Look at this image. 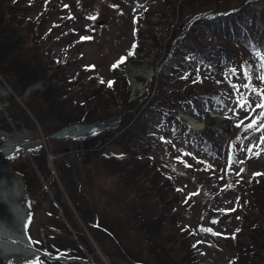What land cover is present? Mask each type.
Returning a JSON list of instances; mask_svg holds the SVG:
<instances>
[{
  "label": "trees",
  "instance_id": "trees-1",
  "mask_svg": "<svg viewBox=\"0 0 264 264\" xmlns=\"http://www.w3.org/2000/svg\"><path fill=\"white\" fill-rule=\"evenodd\" d=\"M163 1V6L153 9L158 2ZM163 1L121 0V6L125 8L130 2L143 4L142 16H135L137 32L139 31L135 45L140 50L154 51V47L145 40V37H149L153 45L159 47L152 65L155 70L170 58H174L175 64L170 72L157 73V84L153 85L155 95L150 103L145 99L129 105L127 97L130 88L126 86L125 79L120 81L119 78L112 91L116 89L117 95L123 96L125 102L122 105L116 102L114 111L109 116L92 117L82 115L75 99H68L63 112L64 103L59 100L61 93L50 97L47 91L36 90L38 84L45 81L36 79L32 74L33 70H47L42 63H47L48 59L42 56L40 48L44 34L41 32L39 35L37 32L46 19L28 23L22 17L20 0H0V71L7 78L9 74H21L17 76V85L10 86V89L0 81V117L11 126L21 128L25 123L32 124L28 117L30 110L45 132L50 133L54 129L62 130L70 127L69 125L94 119L111 121L116 110L132 107L128 110L132 123L125 131L112 129L95 145L86 144L82 152H64L67 160L65 164L62 163L63 160L56 162L57 168L61 170L59 175L66 195L54 175H51L49 181L55 199L65 208L72 229H75L76 234L88 230L93 236L95 244L86 234L78 238L92 254L96 264H103L96 247L110 264H200V258L206 255L205 246L210 244L208 238L212 235L211 232L217 227L222 230L221 223L233 210L223 204L224 197L229 192L237 196L238 202L235 210L236 224H223L225 228L233 227L234 233L232 237L228 235L225 238L232 251L226 264H260L264 257V176L249 179L241 177L230 167L216 165L211 160L196 155H188L186 160L178 157L173 164L160 163L151 155L156 142L152 141L149 125H154V129L161 133L165 147L170 144L179 148L183 146L181 140L185 136L195 137L198 142L197 151L226 160L230 143L241 138L243 125L232 124L224 130L218 126L211 112L204 111L203 106L214 103V109L220 110L218 107H223L234 91L238 95L237 81L243 78L250 83V91L264 100V0L249 3L237 13L212 20L201 19L193 24L195 19L203 15L226 13L243 6L248 0ZM86 6L85 0H71L70 3L72 12L81 21L88 17ZM92 6L89 3L88 9H92ZM153 14H157L159 21L150 18ZM234 23L241 26H235ZM70 24L67 25L71 28H81L80 21L75 20ZM158 31L162 33L161 37H158ZM215 52L220 55H215ZM224 54L233 55L232 59L223 60ZM194 63L198 64V70L193 67ZM35 65L38 66L34 68ZM66 68L55 65L54 71L62 73L67 71ZM184 82L188 85L181 92L178 84ZM166 85L172 87L169 95L163 92ZM175 87L178 89L173 90ZM243 97L246 99L244 95ZM181 103L186 104L185 107L191 104L201 114L206 122V128L202 132H195L186 124L167 117L175 115V112L172 114L166 107H175ZM110 105L109 101L98 100L96 110L104 111ZM56 110L60 113L55 112ZM260 110H264V107ZM169 122L177 123L175 135L169 133L167 128L160 127L167 126ZM3 127L6 124L0 121V130H5ZM171 135L173 139H170ZM2 141L0 138V143ZM117 142L121 150L116 147ZM57 147L65 151L70 145L58 143ZM95 161L98 162V166H95L97 172L101 168L102 172H109L112 178L117 179L113 187V202L118 210L129 212L126 219H111L95 201L96 185L106 195V190L93 181L94 175H85V171L94 173L92 166ZM88 167L91 169L88 170ZM20 169L29 187L40 183L37 174L23 163L20 164ZM124 169L131 170L122 192L118 180L119 170ZM199 190L197 199L193 198L197 201L184 205L187 198H192ZM47 202L58 215V209L49 197ZM193 211L201 219L190 215ZM138 221L141 224L137 230L134 224ZM56 223L71 233L69 226L63 221L56 219ZM124 229L140 232L150 245L146 247L140 244L137 247L130 240L122 239ZM67 232H64L65 240L71 237ZM74 241L68 243H74L75 249L65 242L51 241L50 253L59 255L66 251L68 256L90 262L82 247L80 249Z\"/></svg>",
  "mask_w": 264,
  "mask_h": 264
},
{
  "label": "rangeland",
  "instance_id": "rangeland-1",
  "mask_svg": "<svg viewBox=\"0 0 264 264\" xmlns=\"http://www.w3.org/2000/svg\"><path fill=\"white\" fill-rule=\"evenodd\" d=\"M64 1H65L64 3H71V0H64ZM85 1L87 3L86 6L87 10H90L88 9L89 3L93 5L91 10L95 8L96 12L92 11L91 16L96 15L95 21L98 22V25L101 27L92 26L88 29L87 31L88 33H92V32L94 33L96 39L95 42L94 43L89 42L91 44H85L82 52L84 54L77 56V58L75 59V60L81 59L79 63H76L77 65L80 66L79 69L63 71L58 75V82H57L58 87L56 88L54 93L64 92L68 98L75 99L77 101L78 108L82 111L83 116L92 115V117H103V116L111 115L112 111H114L113 109L114 104L116 102H119L122 105L125 102V98L123 96L122 97L118 96L116 93V89L112 91L107 87H105V85L99 84L98 79L106 80L107 78H110L109 74L111 75L112 73L109 70V64L118 63L119 66L118 68H120L121 62H119L118 56L120 54L126 55L127 53H129V51H134L135 56L129 58L130 60L124 67L120 68L119 73L117 72L116 75H111V76H115L116 79L120 78V81L122 79H125L124 81L126 86L130 88L127 97V103L129 105H132L135 101H142L145 99H148L150 103L155 95V89L153 85L157 84V79H158L157 73L170 72L169 67L173 66L175 60L171 58L167 60L166 63L161 68L155 70V68L152 65L155 63V54L157 51H159V47L154 46L152 43V39H150L149 37L147 38L145 37V40L148 43V45L154 47L155 52L147 51L145 49L140 50L139 48L137 49L135 47L136 46L135 44L137 43L136 41L137 35L139 34V31L137 32L136 29L134 28L136 25H134L132 21V19L135 20V18L130 17L128 15V12L123 13L122 9L118 5L120 3V0H118L117 2H115L114 0H90V1L85 0ZM163 5H164V1L163 3L158 2L153 7V9H156L157 7ZM61 6L63 7V4ZM131 7L134 15L142 14L143 12L142 4L139 3L137 6H135L136 7L135 9L133 8L132 4ZM70 10L71 9H67L66 10L67 13L70 12ZM39 11L42 10L39 9ZM37 15L38 14L36 13H34L33 15L30 14V17L32 19H35ZM150 18L153 21H159L157 14L151 15ZM234 25L241 26V24L239 23H234ZM153 28H155V26H153ZM157 35L158 37H161L162 33L158 31ZM63 46H67V45H63ZM47 51L46 54H50ZM60 51L63 52V49L58 48L57 50L52 51L51 55L57 54L61 56L62 53H60ZM92 62H95L99 66L98 70L93 75L88 74V76L85 77L84 73L81 71L82 69L80 68L81 66ZM197 65L198 64H193V67L196 68ZM125 68L126 71H124ZM124 73H126L125 74L126 76L124 75ZM78 76L80 77V80L77 83H70V81L75 82V79ZM90 78H95L96 81L90 82L89 80ZM242 84L243 82H239L238 83L239 87L242 86ZM178 85H179V89L175 87L173 88V90L178 89L181 92H183L188 84L184 82V83H179ZM171 89H172L171 86L166 85L163 91L164 94L169 95ZM98 100H102L103 102L109 101L111 105L108 109L104 111L96 110V103ZM259 103L260 100L256 99L254 105H258ZM210 106L211 105L203 106L204 111L211 112L214 117L218 116L220 120H224L223 116L225 113L227 115L232 114L235 108L233 102H228L227 108H225L222 112L218 113V111L216 112L210 111V109H208ZM250 106H252V104L249 102L243 103V105L239 106L241 110L238 112L237 117L235 119L223 121V124L225 126L226 125L232 126V123L236 125L239 119L244 118L248 114V110L246 108H249ZM166 108H169L168 111H170L172 114L174 112L176 113L175 115H169L171 117L170 119L181 120L178 122H180V124L184 123L187 126L188 123L190 122L189 120L194 119L195 121L192 122H195L194 125H196L197 128L194 125L192 126L193 128H195L200 132H202L206 128L205 123L202 120L201 114H199L196 110L188 111L189 110L188 107H185L184 110L181 105L175 107L169 105ZM131 109L132 107H128V109L126 110H116L114 119L111 122L117 125H115L111 129L125 131L127 126H129L132 123V118L128 113V110ZM196 113L198 114L199 117L196 115ZM173 125H177V123L173 122ZM149 126L151 127L150 131H152V134H150V136L153 135L152 141L156 142V146L154 147L151 155H154L160 163L173 164L174 162L177 161L176 158L178 157L184 158L186 160L188 159V155H194L197 153L198 155H201L204 158L211 160L216 165H220V166L222 165V162L218 157L197 151L198 142L195 137L185 136L182 141L183 146L179 148L170 146V144L165 147L163 145L164 141L163 139H161V133L158 130L154 129L153 127L154 125H149ZM107 130L108 129H105L104 133L97 138H92V139L81 138L78 139L76 142L86 143L88 145H95L98 141L102 140L107 136ZM7 138L9 139V141L22 138L23 146L20 149H18L16 152L12 153L13 156L20 153L21 151L22 152L27 151L29 146L36 147L40 145V143L42 144L45 142V139L43 137L41 136L39 137L37 133L32 131L22 132V134L10 135ZM187 142L191 144H187ZM235 143L238 144V141H235ZM80 146L82 147V145ZM116 147L119 150H121V147L119 146L118 142L116 144ZM239 148L240 149L237 152H234L238 156L235 158L234 162L240 159V162L243 161V163L241 164L242 167L243 165H245L244 168L246 170V174L244 173L241 177H244L246 175L247 178L249 179L253 176V174L256 171H264V124L261 126V129L257 133L249 136L245 141H243V148L244 150H246L245 152L243 151L242 146H239ZM187 151L189 152L186 154L185 152ZM170 152H172L173 155ZM247 152L250 154V157H247ZM12 155L6 157L3 160V164L6 166V168L10 169V172L12 173L14 179L16 181H19V187L22 191L24 189L23 195H25L26 186L24 182L22 183L20 180V176L14 174L11 169V166H13ZM84 161L86 162V160ZM95 166H98L97 162H94L92 166L94 173L85 171V175L86 177L90 174H91L90 176L94 175L95 180L93 181L98 183V185H100L106 190V195H103L102 192L99 191L96 185L95 201L99 203V205L105 210L104 211L105 214L109 216L111 219L113 220L126 219L127 216L129 215L128 214L129 212L127 211L122 212L118 210L113 202V198H114L113 187L114 184L117 183V179L112 178L109 172H102L101 168H99V172H97ZM239 167L240 166L237 164L236 169H238ZM87 169L89 170L91 168L88 167ZM130 170L131 169L119 170L120 178L118 182H119V189L122 192L124 191L125 183L128 182V179L130 177ZM3 179L0 178V188H1L0 223L3 222L6 225V229L9 228L11 233L17 230L21 231L19 223L17 222V216H15L16 215L15 209L13 208V205H11L14 199L18 200L16 199L15 196V189L18 186H16V184L13 183L14 181L11 178H10L11 180L9 178H3ZM41 183L44 189L48 191L47 188L48 181L42 180ZM202 186L200 185L199 187L202 188ZM36 190H37L36 195L28 196L27 199H24L23 196L21 201L22 206L27 210L29 216L33 211L36 212L35 223L32 229L33 234L36 237H38V239H41L48 247L51 246L49 244L51 243V241L54 242L56 241L61 243L65 242L67 243V245L69 244L71 245L72 248L75 249L76 245L74 243L72 242L68 243L69 241L75 240L79 245V248L81 249L82 247L83 253L87 256L88 260L91 263L88 261L87 262L89 264H96L97 262H94V257L92 256V254L88 251L86 247H84L81 244L78 238V236L82 237L83 234L84 235L86 234V237L90 241H94V238L92 235H90L89 231L85 230V233L76 234L75 229H72V227H68V229L71 231V233H69L65 231L66 230L65 228L59 226L58 223H54V221H49L50 218H56V219H60L65 223V221H67V217H65L66 214L64 215L65 208L58 205L56 200L52 197V195H50V200H53L56 208L58 209V215H57L53 209V206H49L48 203H46V205L45 203H43L44 202V197L42 195L43 191H40L37 187ZM195 199L194 200L190 199V202L191 201L196 202L197 200ZM50 213H52V216L48 217L49 216L48 214ZM137 218L139 220V217ZM140 224L141 221H138L134 224V227L138 230ZM126 228H128V226ZM123 231L124 234L122 236V239L130 240L137 247H139L140 244H144L146 247L150 245V243L146 242L143 239L140 232L129 231L128 229L126 231L124 229ZM218 231H220V229H218ZM64 232H67L68 234L71 235L70 239L65 240ZM225 233L226 234L228 233L227 229H225ZM228 249L229 247H226L225 239L220 240V242L218 240L217 243L215 242V239L211 240L210 244L206 245V255L203 264H225L227 260L232 256V252L228 251ZM5 253L7 255L4 256L3 258H0V264H24L36 258V257L23 258L19 255H14L9 252H5ZM149 254L151 255L152 253ZM100 260L103 262V264H105L101 256H100ZM260 264H264V257L261 259Z\"/></svg>",
  "mask_w": 264,
  "mask_h": 264
},
{
  "label": "bare ground",
  "instance_id": "bare-ground-1",
  "mask_svg": "<svg viewBox=\"0 0 264 264\" xmlns=\"http://www.w3.org/2000/svg\"><path fill=\"white\" fill-rule=\"evenodd\" d=\"M44 1H48V0H44ZM63 2H65V1H63ZM68 4L70 5V3H68ZM201 19L210 20V18H207V17H199V18L195 19L192 22V24L194 22H196L197 20H201ZM262 50L264 51V45L262 46ZM215 55L219 56L220 53L219 52H215ZM225 58H227V57H225V56L222 57L223 60ZM172 59H174V58H172ZM169 68H171V67H169ZM185 105L186 104L181 103V106L183 107V109L185 108ZM176 106H179V104L176 105ZM188 109H189L188 111H193L194 110L191 107H188ZM208 109H210V111L216 112V109H214L213 106H210ZM196 115L198 116L197 113H196ZM162 116H163V114H162ZM167 117L171 118L169 115ZM215 118H216V123L218 124V126L220 128H222L224 130L228 129L223 124V120H220L218 116H216ZM202 120L205 123V127H206V122L204 121L203 118H202ZM178 121H181V120H178ZM189 121L188 122L190 124L188 123L187 127H191L193 129L192 126L195 124V122H192V121H195V120L191 119ZM107 126H108V124H107ZM194 126L197 128L196 125H194ZM105 129H108V127H96V126H86V127H84L82 125H73V126L66 127L64 129H62L61 130L62 133L60 134V136H65L67 138L72 137V138L80 139V138H83V137H86V136H91V135L98 134V133H100L101 131H103ZM194 131L195 132H200V131L196 130L195 128H194ZM150 132H152V131H149V133ZM10 135H14V134H9L5 130H0V138L3 139V141L0 143V178L1 179H3V178H9L10 179L11 178L14 181L13 183H15L16 186H18L15 189V196H16V199H18L19 201L15 200L14 199L15 196H14L13 197L14 200L13 201L11 200L12 201L11 205H13V208L15 209V213H16L15 216H17V222L19 223L21 231L17 230L15 232L11 233L9 228L6 229V225L3 222L0 223V258H3L4 256L7 255L5 252H9V253L14 254V255H19V256H21L23 258H32V257H36L37 258V257H39V254L35 253V251L33 249V244H32V242L30 241V239H29V237L27 235V227H28V224H29V215H28L27 210L22 206V203H21L22 198L24 196L23 195L24 192L19 187V181H16L14 179V177L12 176V173L10 172V169L6 168V166L3 164V160L6 157L11 156L12 153L16 152L18 149H20L23 146L22 138L9 141V139L7 137H9ZM189 144H191V143H189ZM187 152H189V151H187ZM21 153H22V151L20 153H18V154H21ZM18 154H16V155H18ZM16 155H14V156H16ZM194 155L203 157L201 155H198L197 153L194 154ZM3 181H4V179H3ZM0 190H1V188H0ZM24 199H25V197H24ZM15 228H17V227H15ZM218 229H220V231H218ZM215 231H218L219 233L225 234L226 237L228 238L229 233L226 234L225 231L223 229L221 230L220 227H217V229H215ZM226 247H228L227 244H226Z\"/></svg>",
  "mask_w": 264,
  "mask_h": 264
}]
</instances>
